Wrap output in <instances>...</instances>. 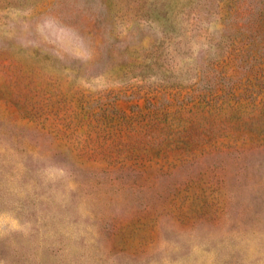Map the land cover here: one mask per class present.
<instances>
[{"label":"rangeland","instance_id":"1","mask_svg":"<svg viewBox=\"0 0 264 264\" xmlns=\"http://www.w3.org/2000/svg\"><path fill=\"white\" fill-rule=\"evenodd\" d=\"M0 264H264V0H0Z\"/></svg>","mask_w":264,"mask_h":264}]
</instances>
